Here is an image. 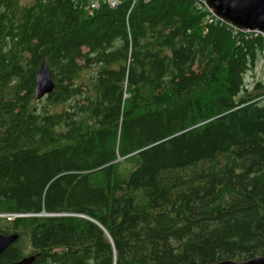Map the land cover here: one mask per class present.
Returning a JSON list of instances; mask_svg holds the SVG:
<instances>
[{
    "label": "trees",
    "instance_id": "1",
    "mask_svg": "<svg viewBox=\"0 0 264 264\" xmlns=\"http://www.w3.org/2000/svg\"><path fill=\"white\" fill-rule=\"evenodd\" d=\"M24 1L0 0V214L25 215L0 263L264 256V35L202 0Z\"/></svg>",
    "mask_w": 264,
    "mask_h": 264
},
{
    "label": "water",
    "instance_id": "2",
    "mask_svg": "<svg viewBox=\"0 0 264 264\" xmlns=\"http://www.w3.org/2000/svg\"><path fill=\"white\" fill-rule=\"evenodd\" d=\"M202 2L216 20L242 32H256L264 35V0H203ZM36 72L33 96L35 100H40L53 90V82L44 62L40 63ZM17 239V234H0V255ZM34 259L33 255L16 262L0 264H32ZM210 264H264V256L243 262L224 260Z\"/></svg>",
    "mask_w": 264,
    "mask_h": 264
},
{
    "label": "built area",
    "instance_id": "3",
    "mask_svg": "<svg viewBox=\"0 0 264 264\" xmlns=\"http://www.w3.org/2000/svg\"><path fill=\"white\" fill-rule=\"evenodd\" d=\"M121 1H123V0H87V4H88L87 7H88V11L89 12H91L94 9H97L98 6H100V4H104V5H106L109 8H114L116 5H119L121 3ZM127 1H130L133 4L134 2H136L138 0H127ZM202 3L204 5V2H202ZM23 216H25V215H23V214H17V213L16 214H14V213L0 214V218H5L8 221H10V220H12L14 218L23 217Z\"/></svg>",
    "mask_w": 264,
    "mask_h": 264
},
{
    "label": "rangeland",
    "instance_id": "4",
    "mask_svg": "<svg viewBox=\"0 0 264 264\" xmlns=\"http://www.w3.org/2000/svg\"><path fill=\"white\" fill-rule=\"evenodd\" d=\"M30 1H24L25 4L29 3ZM257 68H256V76H259L262 72H264V57L257 63ZM247 80L249 81L250 78L248 77Z\"/></svg>",
    "mask_w": 264,
    "mask_h": 264
}]
</instances>
